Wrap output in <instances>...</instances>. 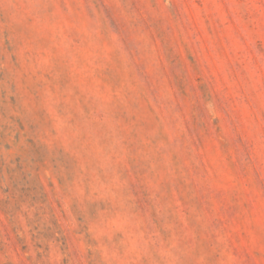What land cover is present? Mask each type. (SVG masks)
I'll list each match as a JSON object with an SVG mask.
<instances>
[{
    "label": "rangeland",
    "instance_id": "obj_1",
    "mask_svg": "<svg viewBox=\"0 0 264 264\" xmlns=\"http://www.w3.org/2000/svg\"><path fill=\"white\" fill-rule=\"evenodd\" d=\"M0 264H264V0H0Z\"/></svg>",
    "mask_w": 264,
    "mask_h": 264
}]
</instances>
